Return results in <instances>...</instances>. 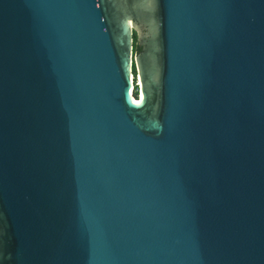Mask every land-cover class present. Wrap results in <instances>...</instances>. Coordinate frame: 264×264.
Returning <instances> with one entry per match:
<instances>
[{
    "label": "water",
    "instance_id": "obj_1",
    "mask_svg": "<svg viewBox=\"0 0 264 264\" xmlns=\"http://www.w3.org/2000/svg\"><path fill=\"white\" fill-rule=\"evenodd\" d=\"M0 264H264V0H0Z\"/></svg>",
    "mask_w": 264,
    "mask_h": 264
},
{
    "label": "trees",
    "instance_id": "obj_2",
    "mask_svg": "<svg viewBox=\"0 0 264 264\" xmlns=\"http://www.w3.org/2000/svg\"><path fill=\"white\" fill-rule=\"evenodd\" d=\"M134 43H136V34L134 33ZM136 47V44H135ZM134 70V69H133ZM135 71V70H134Z\"/></svg>",
    "mask_w": 264,
    "mask_h": 264
},
{
    "label": "rangeland",
    "instance_id": "obj_3",
    "mask_svg": "<svg viewBox=\"0 0 264 264\" xmlns=\"http://www.w3.org/2000/svg\"><path fill=\"white\" fill-rule=\"evenodd\" d=\"M134 88H137V82L134 83Z\"/></svg>",
    "mask_w": 264,
    "mask_h": 264
},
{
    "label": "flooded vegetation",
    "instance_id": "obj_4",
    "mask_svg": "<svg viewBox=\"0 0 264 264\" xmlns=\"http://www.w3.org/2000/svg\"><path fill=\"white\" fill-rule=\"evenodd\" d=\"M134 48H137V46L135 47V44H134Z\"/></svg>",
    "mask_w": 264,
    "mask_h": 264
},
{
    "label": "bare ground",
    "instance_id": "obj_5",
    "mask_svg": "<svg viewBox=\"0 0 264 264\" xmlns=\"http://www.w3.org/2000/svg\"><path fill=\"white\" fill-rule=\"evenodd\" d=\"M135 100H138L137 98Z\"/></svg>",
    "mask_w": 264,
    "mask_h": 264
}]
</instances>
